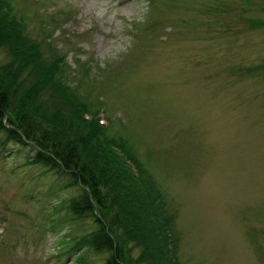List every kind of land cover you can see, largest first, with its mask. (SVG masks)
Masks as SVG:
<instances>
[{"label":"rangeland","instance_id":"rangeland-1","mask_svg":"<svg viewBox=\"0 0 264 264\" xmlns=\"http://www.w3.org/2000/svg\"><path fill=\"white\" fill-rule=\"evenodd\" d=\"M3 1L30 39L68 52L73 96L118 120L109 136L155 172L170 203L159 216L168 239V213L178 211V262L264 264V69L250 68L264 64V0ZM9 46L0 43V67ZM3 149L0 264H77L70 229L96 227L63 206L83 186L29 162L33 145ZM171 245L165 264H176ZM124 247L136 258L143 250ZM108 255L91 253V264Z\"/></svg>","mask_w":264,"mask_h":264},{"label":"trees","instance_id":"trees-1","mask_svg":"<svg viewBox=\"0 0 264 264\" xmlns=\"http://www.w3.org/2000/svg\"><path fill=\"white\" fill-rule=\"evenodd\" d=\"M13 13L11 3L2 0L0 43H9L12 61L0 67V144L6 147L12 142L18 149L33 145V156L26 154L29 162L43 165L58 177L69 176L73 185L83 186L79 197L66 204L68 213L71 220L91 219L96 228L84 235H75L70 229L73 243L67 252L71 257L77 255V264H91L90 254L99 252L109 254L105 264H137L139 260L162 264L146 207L153 200L144 202L121 165L105 150L100 139L104 133L82 119V109L97 105L83 94L76 95L77 100L72 96L70 89L77 88L66 79L71 66L62 69L57 63L68 52L60 53L51 45L45 50L27 36V27ZM85 63H81V70L88 79ZM250 68L258 71L264 64ZM50 102L52 107L47 106ZM55 102L60 105L59 112L48 113ZM106 189L114 198L109 199ZM149 195L154 198L153 193ZM173 216H168L171 228ZM126 239L142 246L139 258L126 254ZM63 243L65 250L68 246ZM85 245L89 246L86 252L80 251Z\"/></svg>","mask_w":264,"mask_h":264},{"label":"bare ground","instance_id":"bare-ground-1","mask_svg":"<svg viewBox=\"0 0 264 264\" xmlns=\"http://www.w3.org/2000/svg\"><path fill=\"white\" fill-rule=\"evenodd\" d=\"M146 114V116H148V119L151 121H154L153 116L149 113V112H144Z\"/></svg>","mask_w":264,"mask_h":264}]
</instances>
